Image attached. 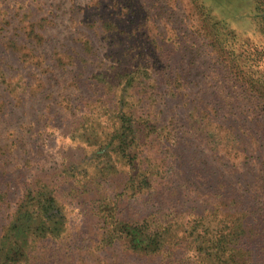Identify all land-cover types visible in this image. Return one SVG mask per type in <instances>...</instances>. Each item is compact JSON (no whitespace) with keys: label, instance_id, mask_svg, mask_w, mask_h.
<instances>
[{"label":"trees","instance_id":"1","mask_svg":"<svg viewBox=\"0 0 264 264\" xmlns=\"http://www.w3.org/2000/svg\"><path fill=\"white\" fill-rule=\"evenodd\" d=\"M191 1L214 63L212 71L204 69V78L210 84L218 78L214 98L191 95V80L164 66L159 74L162 95L153 98L156 104L144 102L143 96L137 99L131 93L139 67L117 72L115 104L104 101L103 128L100 133L92 130L94 137L87 141L90 155L106 163L112 161V153L118 154L126 165V178L118 193L96 200L93 214L100 231L94 243H120L133 256H162L168 264H173L171 242L184 244V264H261L257 256H264V0ZM81 59L75 64L79 72L84 68ZM108 83L97 77L91 82L94 93ZM92 96L83 95L85 106L99 100ZM145 135L149 143L155 142L156 172L177 194L176 206L154 205L152 196L160 193L156 182L137 171L135 160L147 158ZM12 151L10 146L0 147V156H5L0 166V264H72L63 253L69 249V216L56 188L44 176L32 175L26 165L30 157L7 167ZM24 170L30 171L28 177ZM61 174L77 184L85 176L73 166L57 176ZM129 191L130 200L142 194L140 198L149 202L146 212L117 211V197Z\"/></svg>","mask_w":264,"mask_h":264},{"label":"rangeland","instance_id":"2","mask_svg":"<svg viewBox=\"0 0 264 264\" xmlns=\"http://www.w3.org/2000/svg\"><path fill=\"white\" fill-rule=\"evenodd\" d=\"M83 46H90V52ZM209 52L191 0H0V147L13 149L7 167L22 164L30 157L26 165L33 169L32 175L44 176L56 188L54 193L69 216V249L63 252L67 262H170L162 256H133L120 243L95 245L100 230L94 205L100 197L120 191L126 165L116 153L107 163L90 155L92 145L87 139H93L92 130L100 133L103 128L104 101L108 106L115 104L116 76L135 67L140 69L139 78L131 93L137 99L143 96L144 102H154L155 96L162 95L159 74L164 66L191 80L187 84L191 95L213 99L217 90L213 84L218 78L210 84L203 74L204 69L212 71L214 66ZM81 57L84 68L79 72L75 64ZM97 77L109 83L94 93L91 82ZM88 92L99 100L85 106L82 98ZM215 121L218 125L219 120ZM242 134L248 138L246 132ZM144 142L147 158L135 162L137 171L145 173L151 183L156 182L160 191L158 197L152 196V203L176 206L177 194L163 185L161 174L156 172L155 142L149 143L147 135ZM187 153L190 156L191 152ZM65 154L67 157L62 159ZM4 157L0 156V166L4 165ZM71 166L79 176L85 172L79 184L65 178L64 173L57 176ZM229 170L226 173L233 174ZM29 174L24 170L25 177ZM130 194L124 192L117 197V211L146 212L149 202L140 198L142 194L136 200H130ZM168 246L174 249L171 263L184 264V244L171 242ZM257 257L264 264L263 253Z\"/></svg>","mask_w":264,"mask_h":264}]
</instances>
